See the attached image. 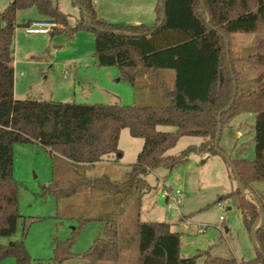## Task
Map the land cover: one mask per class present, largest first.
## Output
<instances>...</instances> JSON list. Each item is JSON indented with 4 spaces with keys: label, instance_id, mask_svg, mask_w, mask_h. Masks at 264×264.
<instances>
[{
    "label": "trees",
    "instance_id": "obj_1",
    "mask_svg": "<svg viewBox=\"0 0 264 264\" xmlns=\"http://www.w3.org/2000/svg\"><path fill=\"white\" fill-rule=\"evenodd\" d=\"M74 1L81 9L80 20L73 27L51 0H12L0 12V237L12 236L21 217L17 183L12 177V148L16 143H37L49 156L95 167L107 158H122L119 136L127 129L130 136L143 140L135 163L120 182L95 177L89 178L88 185L91 190L100 187L99 183L107 185L108 191L122 198L132 196L139 205L150 189L145 175L152 168H172L191 151L216 153L209 144L214 141L218 122L222 132L225 121L235 112H255L254 159L233 162L245 189H249L250 182L264 181V54L259 52L262 40L255 42L257 51L250 56L259 67L257 89L240 94V75L228 39L234 33H260L264 28V0H157L152 25L110 23L97 15L92 0ZM31 7L40 20L64 26L58 32L66 31L70 36L80 30L94 33L98 66H116L134 88L139 76L156 80L165 103L115 105L14 98L15 29L32 22L17 24L16 14ZM164 69L174 72L171 90L159 76ZM233 81L236 94L232 99ZM160 126L173 127L174 131L160 130ZM187 136L200 138V145L188 147L179 158L166 154ZM44 191L57 195L59 185L53 183ZM223 199H230L239 209L243 225L253 237L261 217L259 203L245 200L237 188L218 201ZM104 221L102 237L79 256L89 264H113L118 259L117 222L111 214ZM136 227V264H196L197 256L180 257L179 233L172 231L168 223L138 221ZM254 236L263 253L258 252L255 259L237 261L204 252L200 254L201 264H264L263 225ZM7 257H13L16 264H31L22 239L0 244V261ZM75 257L71 240L55 243L52 264H63Z\"/></svg>",
    "mask_w": 264,
    "mask_h": 264
},
{
    "label": "rangeland",
    "instance_id": "obj_2",
    "mask_svg": "<svg viewBox=\"0 0 264 264\" xmlns=\"http://www.w3.org/2000/svg\"><path fill=\"white\" fill-rule=\"evenodd\" d=\"M11 1L0 0V12ZM95 1L97 15L110 23L132 24L135 18L142 19L146 25L154 23L157 0ZM51 2L65 15L69 26L79 22L80 9L73 0ZM38 18L36 9L31 7L17 12L16 23ZM58 30H64V26L57 24L53 32L46 35H28L24 27L15 29L17 99L115 105L165 103L156 80L139 76L134 88L116 66H98L94 58V33L80 30L70 36L66 31ZM228 39L240 75L239 93L247 94L257 89L255 77L259 67L250 56L257 51L255 42L258 40L263 44L259 52L264 54V28L260 33H234ZM167 73L172 71L163 72L164 75ZM173 86L166 88L171 90ZM254 121L255 112L246 111L235 112L225 121L218 146L232 161L254 159ZM158 128L174 131L173 127ZM200 143L198 137H181L166 154L179 158L188 147H198ZM142 145V139L130 136L128 130L123 129L119 136L122 158L104 160L93 167L74 165L68 160L49 156L37 143L14 144L12 177L17 183V206L21 217L16 232L10 237H0V244L22 239L31 264H52L55 243L71 240V252L77 257L63 264H89L79 256L96 238L102 237L104 219L111 214L117 222L119 242V256L113 264H136L138 221L168 223L172 231L179 233L180 257L197 256L196 264L202 263L200 254L204 252L212 257L235 258L237 261L258 257L257 246L243 225L239 209L230 199L218 201L220 196L237 188L229 165L218 153L191 151L183 162L172 168L164 165L152 168L145 175L150 189L139 205L132 196L122 198L119 193L108 191L107 185L99 183L96 190L90 189L89 178L122 181ZM53 183L59 185L57 195L44 191V187ZM164 189L178 190V202L165 200L161 196ZM246 190L242 194L244 199L259 203L264 217V181L250 182ZM222 201L226 204L224 211L219 207ZM220 215H224V221L219 219ZM0 264H16V261L7 257Z\"/></svg>",
    "mask_w": 264,
    "mask_h": 264
},
{
    "label": "water",
    "instance_id": "obj_3",
    "mask_svg": "<svg viewBox=\"0 0 264 264\" xmlns=\"http://www.w3.org/2000/svg\"><path fill=\"white\" fill-rule=\"evenodd\" d=\"M73 2H74V4L77 5V7L79 9H81V7L74 0H73ZM162 18H163V16H162ZM87 20H88V22H90V18L88 16H87ZM226 57H227V59H229V52H228V45L227 44H226ZM229 69H231L230 65H229ZM235 94H236V82L233 81L232 99L234 98ZM220 135H221V124H220V122H218L216 135H215L214 141L212 142L213 150L216 153L220 154L222 157H224V159L226 160L227 164L229 165V167H230V169H231V171L233 173V176H234L236 184H237V189L243 194L245 192V188H244V186H243V184L241 182V179H240V177H239V175L237 173V169L235 167L234 162L218 146ZM259 208H260L261 217H260L259 224H258V226L255 229V233L262 226L263 218H264L263 217V212H262V209H261V205H259ZM255 233H254V235H255ZM254 235H253V241L256 244ZM256 246H257V244H256ZM257 249H258L259 253L263 254L262 251L258 248V246H257Z\"/></svg>",
    "mask_w": 264,
    "mask_h": 264
},
{
    "label": "built area",
    "instance_id": "obj_4",
    "mask_svg": "<svg viewBox=\"0 0 264 264\" xmlns=\"http://www.w3.org/2000/svg\"><path fill=\"white\" fill-rule=\"evenodd\" d=\"M57 26L56 23L48 20H35L32 21L27 27L24 28V31L27 34H42L46 35L49 34L50 32H53V29ZM179 195L180 192L176 190L175 192H172L169 189H164L162 191L161 196L167 200V201H172L174 203H177L179 200ZM229 202V200H227ZM219 207L221 211H224L226 208L225 201L219 202ZM219 219L221 221L225 220L224 215H220Z\"/></svg>",
    "mask_w": 264,
    "mask_h": 264
},
{
    "label": "crops",
    "instance_id": "obj_5",
    "mask_svg": "<svg viewBox=\"0 0 264 264\" xmlns=\"http://www.w3.org/2000/svg\"><path fill=\"white\" fill-rule=\"evenodd\" d=\"M92 3H93V6H94V8H95V10L97 12V9H98L97 8V2L95 0H92ZM152 7H153V5H152ZM154 10H155V7H154ZM152 15H153V13H152ZM31 20L32 21H35V20H40V19L38 18V19H31ZM154 20H155V13H154ZM141 23H142V19L135 18L132 24H141ZM28 35H42V34H28ZM167 71L168 70H160L159 71V76L163 80L165 87H167L168 85L170 86L171 84H174V80H173V78H174V72L171 70L172 73H167V74L164 75L163 72H167ZM144 78H145V76H144ZM15 93H16V88H15V84H14V87H13L14 98H16V94ZM57 159H59V160H66V159H63V158H57ZM105 160H112V158H107ZM101 163H104V162H101ZM101 163H99V164H101ZM245 191H247V190L245 189Z\"/></svg>",
    "mask_w": 264,
    "mask_h": 264
}]
</instances>
